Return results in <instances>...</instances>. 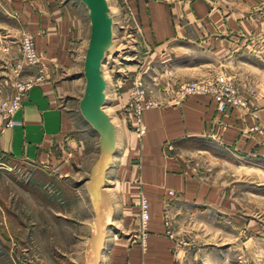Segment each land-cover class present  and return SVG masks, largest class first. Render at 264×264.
<instances>
[{
  "label": "crops",
  "instance_id": "crops-1",
  "mask_svg": "<svg viewBox=\"0 0 264 264\" xmlns=\"http://www.w3.org/2000/svg\"><path fill=\"white\" fill-rule=\"evenodd\" d=\"M145 9V14L141 10V23L148 26V40L154 46L164 49L169 43L187 39L191 26L173 21L169 5L153 2ZM90 33V20H84L64 0H0V65L12 68L22 80L39 74L37 69L25 68L17 76L13 68L22 63L18 42L22 34H28L41 57L40 70L45 76L27 94L14 117L16 124L5 129L0 124V160L40 168L45 214L41 232L48 254L43 264L82 263L80 258L61 255L65 254L61 239L66 233L78 235L75 244L79 245H73L78 250L83 233H88L87 264H98L99 246L110 226L117 231L127 229L137 235L133 236L137 240L129 245L130 240L114 241L106 264H177L179 244L172 236V217L181 215L187 207L197 208L225 196L219 189H210L196 173L189 155H209V149L199 144L208 137L222 140L234 150L241 149L235 142L246 112L238 109L220 115L216 103L207 96H193L179 104L172 103L171 98L163 99L158 107L144 113L147 134L143 138L125 114L118 119L109 115L116 129L117 151L106 173L103 192L98 197L92 195L88 186L99 159V141L96 152L88 151L79 137L78 119L69 102L83 87L80 71ZM11 84L13 88L14 81ZM91 132L99 140L92 128ZM82 169L86 175L84 189L79 188L82 178L76 177ZM0 185L2 219L8 203L1 178ZM141 195L147 197L151 208L144 239L138 208ZM67 219L73 220L68 224ZM1 226L0 222V263L17 264V243L6 234L11 233L9 228L3 230Z\"/></svg>",
  "mask_w": 264,
  "mask_h": 264
},
{
  "label": "rangeland",
  "instance_id": "rangeland-1",
  "mask_svg": "<svg viewBox=\"0 0 264 264\" xmlns=\"http://www.w3.org/2000/svg\"><path fill=\"white\" fill-rule=\"evenodd\" d=\"M153 2L169 5L173 21L191 26L187 39L169 43L164 49L149 42L148 26L141 23V10L145 14V8ZM64 3L89 21L80 0ZM108 3L114 21L115 48L107 56L103 70L107 80L105 110L111 117L118 119L125 114L131 126L135 125L132 101L137 81L161 101L175 98L181 84L224 76L245 102L246 114L235 142L241 149L234 150L222 140L208 137L199 144L209 149V155H189L196 173L210 189H219L225 196L197 208L187 207L184 213L172 217V236L179 244L177 264H264V0H108ZM16 79L12 68L0 65V101L10 96L11 82ZM82 84L79 95L69 98V102L78 119L79 137L88 151L96 152L98 137L91 135L94 134L91 127L84 124L79 112L84 79ZM84 172L82 169L76 173L77 178H82L79 181L82 189ZM0 178L8 203L4 208L8 212L2 215L7 220L1 217V228H9L7 231L11 233L3 232V236L9 234L17 243L16 263L43 264L48 254L43 249L41 232L45 214L40 168L0 160ZM72 220L65 221L69 224ZM134 235L127 229L117 231L108 227L99 246L98 264H106L114 241L130 240L127 245L134 244L137 240ZM77 236L64 235L61 241L66 249L61 255L80 258L81 264H87L89 234L82 235L81 251L73 249L75 240H79Z\"/></svg>",
  "mask_w": 264,
  "mask_h": 264
},
{
  "label": "built area",
  "instance_id": "built-area-1",
  "mask_svg": "<svg viewBox=\"0 0 264 264\" xmlns=\"http://www.w3.org/2000/svg\"><path fill=\"white\" fill-rule=\"evenodd\" d=\"M20 50L22 53V63L16 66L17 76L25 68H34L39 70V74L28 80H20L18 77L14 81L13 89L9 97L0 101V124L3 129L13 127L16 122L14 117L22 109L23 102L27 94L36 86L40 85L44 79V73L40 70L41 57L37 52L33 38L29 35H22L20 38ZM132 103L133 126L140 138L147 134V128L143 121V115L146 111L152 110L160 105L149 90L137 81ZM193 96L210 97L217 105L220 115H225L232 110L243 109L245 102L234 88L232 83L224 76H219L211 81H192L181 84L173 98L172 103L179 104ZM172 195V192H170ZM140 216V230L142 239L147 235V227L151 220V208L146 196L141 195L138 203ZM168 226V220L165 219Z\"/></svg>",
  "mask_w": 264,
  "mask_h": 264
},
{
  "label": "water",
  "instance_id": "water-1",
  "mask_svg": "<svg viewBox=\"0 0 264 264\" xmlns=\"http://www.w3.org/2000/svg\"><path fill=\"white\" fill-rule=\"evenodd\" d=\"M80 1L87 9L91 33L83 63L85 88L79 101V112L99 136V159L92 170L88 186L92 195L98 197L103 192L106 173L117 151L115 125L105 110L107 80L103 70L107 56L115 48L114 21L108 0Z\"/></svg>",
  "mask_w": 264,
  "mask_h": 264
},
{
  "label": "bare ground",
  "instance_id": "bare-ground-1",
  "mask_svg": "<svg viewBox=\"0 0 264 264\" xmlns=\"http://www.w3.org/2000/svg\"><path fill=\"white\" fill-rule=\"evenodd\" d=\"M102 207H104V208H105V207H106V205H103Z\"/></svg>",
  "mask_w": 264,
  "mask_h": 264
}]
</instances>
